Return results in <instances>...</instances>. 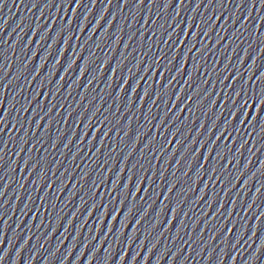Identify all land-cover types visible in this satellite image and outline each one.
Listing matches in <instances>:
<instances>
[{"label":"snow or ice","instance_id":"obj_1","mask_svg":"<svg viewBox=\"0 0 264 264\" xmlns=\"http://www.w3.org/2000/svg\"><path fill=\"white\" fill-rule=\"evenodd\" d=\"M190 27V26H189ZM209 31H211V29H209ZM198 34V33H197ZM193 39L195 40L196 39V35H193ZM194 71H195V69H194ZM237 96H239L240 95V93H237L236 94ZM145 96H147V93H145ZM247 104V101H245V105ZM260 106H262V107H264V99H262L261 101H260ZM258 112H259V109H257V114H258ZM245 118H247V117H245ZM215 126V125H214ZM218 139H219V137H218ZM209 155H211V152H209ZM115 187H116V185H113V188L115 189ZM113 219L115 220V217H113Z\"/></svg>","mask_w":264,"mask_h":264}]
</instances>
